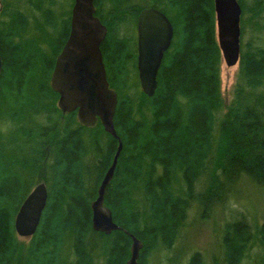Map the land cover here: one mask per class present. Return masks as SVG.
Masks as SVG:
<instances>
[{
  "label": "trees",
  "instance_id": "trees-1",
  "mask_svg": "<svg viewBox=\"0 0 264 264\" xmlns=\"http://www.w3.org/2000/svg\"><path fill=\"white\" fill-rule=\"evenodd\" d=\"M238 1L239 71L224 116L214 0L95 1L122 141L105 191L121 229L106 234L93 229L92 202L119 141L100 121L87 127L77 112L63 113L51 86L74 0H0V264H127L130 235L143 243L138 264H152L174 248L190 212L217 207L230 210L220 251L207 258L194 250L171 264H264V215L250 220L229 206L240 180L264 190V0ZM147 7L174 27L152 96L137 68V20ZM41 181L47 204L24 243L15 217Z\"/></svg>",
  "mask_w": 264,
  "mask_h": 264
},
{
  "label": "water",
  "instance_id": "water-1",
  "mask_svg": "<svg viewBox=\"0 0 264 264\" xmlns=\"http://www.w3.org/2000/svg\"><path fill=\"white\" fill-rule=\"evenodd\" d=\"M95 1L74 0L70 34L56 58L51 86L59 95L58 107L63 113L77 112L78 121L87 127L100 121L105 131L119 141L112 163L99 185L98 196L92 202L93 229L110 234L121 227L114 222L111 209L105 205V191L114 176L122 141L114 122L118 94L108 81L101 48L108 30L96 14ZM214 8L223 62L232 67L240 60L242 7L238 0H214ZM173 37V24L164 12L154 7L140 11L137 20V68L141 88L147 96L156 91L160 67ZM2 68L0 54V77ZM47 200L48 188L41 181L27 195L16 214L14 225L19 237L33 236ZM130 236L131 256L127 264H138L143 243L136 236Z\"/></svg>",
  "mask_w": 264,
  "mask_h": 264
},
{
  "label": "rangeland",
  "instance_id": "rangeland-1",
  "mask_svg": "<svg viewBox=\"0 0 264 264\" xmlns=\"http://www.w3.org/2000/svg\"><path fill=\"white\" fill-rule=\"evenodd\" d=\"M137 32V31H136ZM248 30L244 39L249 38ZM239 71V64L228 67L225 62L221 66L222 81V108L221 115L227 113L233 99L234 87ZM46 183V182H45ZM234 189L230 208L244 211L250 220H261L264 215V190L258 188L250 182L240 180ZM210 210L205 216L198 215V212H190L187 224L184 227L176 245L173 249L165 253L158 254L152 260V264H171L169 259H179L182 261L188 258V255L194 250L201 251L207 258H211L219 249V230L226 221L227 213L230 210ZM229 208V209H230ZM228 219V217H227ZM21 242L27 243L29 238L19 237Z\"/></svg>",
  "mask_w": 264,
  "mask_h": 264
},
{
  "label": "bare ground",
  "instance_id": "bare-ground-1",
  "mask_svg": "<svg viewBox=\"0 0 264 264\" xmlns=\"http://www.w3.org/2000/svg\"><path fill=\"white\" fill-rule=\"evenodd\" d=\"M115 155V154H114ZM131 251V250H130Z\"/></svg>",
  "mask_w": 264,
  "mask_h": 264
}]
</instances>
